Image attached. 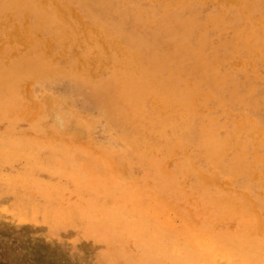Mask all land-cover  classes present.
Here are the masks:
<instances>
[{
  "label": "bare ground",
  "instance_id": "bare-ground-1",
  "mask_svg": "<svg viewBox=\"0 0 264 264\" xmlns=\"http://www.w3.org/2000/svg\"><path fill=\"white\" fill-rule=\"evenodd\" d=\"M48 1L43 0L44 3L41 0L37 1L41 2L43 7L46 6L45 9L39 7L42 9L37 10L33 9L34 4L29 8L32 0H0V8L10 5L12 9L9 22H16L18 18L24 16L17 31L8 37L10 43L16 41H20V45L23 43L24 55L20 56L13 50H5V45H0V53L5 52L2 56L4 60L2 63L0 62V121L31 117L28 120L32 122L33 128L36 126L40 130L39 135L35 138L29 135L30 132L24 131L26 135L21 139L18 136L20 129L16 125H11L8 132L1 134L0 172L1 165H14L16 162L18 165H27L25 173L22 175L23 182L26 185L34 186L36 191L43 196L40 197H45V200L51 204L46 209L35 202L32 199L34 197L24 199L27 201L21 205L22 219L30 221V219L37 220L47 217L50 218L49 221L47 220L48 222H53L51 218L59 221L62 218H67L69 213L66 209L61 210L59 203L56 204V199L60 198L53 196L71 194H76L79 198L87 196L89 202L80 201L77 203L78 207L86 209L87 213L84 214V217L88 220V226L90 225L83 230V238L90 247L87 257L96 261L95 263L115 264L114 260L117 259V256L114 252H110L109 241L116 238L119 229L133 228L136 232H141L145 227L142 220L136 222L137 227H132V218L140 217L141 219L140 211L129 213L130 207L135 206L132 201L145 197H183L188 195L197 196L201 200L212 198L216 200L215 210H208L204 214L215 222L237 217L241 221L240 228L234 231L235 233L217 232L206 221L201 226L191 227L186 231L187 236H193V238L191 243L188 240L189 245L187 244L185 247L180 245L176 239L167 240L165 235L152 234L146 249L150 255H154L155 263L159 264L156 258L166 257L177 262L187 261L190 264H264V209L260 208L264 207V199L259 198L251 205H245L246 209L243 208V214L239 215L240 210L236 209H240V203L234 199L231 202L225 199L229 192L222 184L224 180L230 184L240 183L247 187L252 194H257L253 191L254 188H264V168L261 164L263 155L253 162V165L259 169L255 186V182L252 184L246 178L247 171H250L248 166L243 164L236 170H231L232 167L226 165V161L229 159L231 161L249 156L253 147L257 149H261L259 146L264 147L263 125L259 133L260 138L243 130V127L234 129V132L229 128L237 125V122L232 120L235 114L238 115L239 111H235L237 105H248L254 114L251 102L245 104L248 93L240 92L238 87L239 85L245 87V84L248 83L257 90V87L261 85L257 79H261L258 71L264 73V43L262 44L264 41V0H206L211 13L209 19H205L208 16L203 18L194 12L190 4L181 5L177 0H142L144 6L141 5V2L136 3L134 0H110L115 3L110 19L98 17L100 20L95 19L91 29H79L80 32L74 35L75 43L82 53L79 59L78 55L68 56L70 46L68 44L59 45L61 39H58L57 35L54 36L57 39L53 38L46 43L45 54L40 52V42L39 45L34 44L38 34L46 29H56L58 25H61L58 23H61L59 18L63 15H59L58 18V15H55L48 7L52 0L49 3ZM55 1L60 4L65 2L64 0ZM84 3L86 5L83 6L86 9L87 7L93 8V1L84 0ZM104 7L106 5H103V9ZM83 8L81 9L83 10ZM152 9L155 11L152 14L158 21L157 23L154 20L153 24H163L165 27L168 24L170 26L162 33L164 38L159 45L154 40H151L150 44L147 42L148 37L151 39L152 36L149 31L152 29L147 26V22L150 23L147 19L150 13L148 11ZM233 11H240L241 14L239 17H233L230 15ZM134 17L137 22L134 25L138 28L142 27L145 31L140 39L131 38L129 32H124L122 29L125 21L129 22ZM93 18L95 17L93 16ZM75 20L77 24L84 23L81 19L75 18ZM231 25H238L241 28L230 33L227 27ZM79 27L84 26L79 25ZM63 33L65 34V32ZM52 34L54 33L52 32ZM247 39L250 41L248 46L244 41ZM223 51H226L225 53L229 56L219 65L220 70L222 69L221 74L214 76L216 70L208 71L206 66L212 56L220 55L218 52ZM239 51H247L250 55L239 59L236 57ZM62 60L65 63L75 61L79 72L86 77L100 73L103 83L110 85L115 95L124 102L122 115L124 114L126 122L130 125L125 126L127 129L131 126L135 127L138 133L134 131L135 136L137 139L143 140L140 141L143 144L142 151L140 150L141 153L138 154L141 157L137 158L138 164H143V170L139 174L134 171L127 173L123 167L121 156H115L110 152H108L110 154L98 152L86 146L83 148L78 143L79 137L76 136L75 128L63 125L61 118L64 116L61 110H58L59 107L55 110L48 105L36 102L32 109L27 108L29 101H34V94H31L30 87L26 92L21 91L19 77L24 73L40 72V69L48 66L61 67ZM238 73H241L242 77L235 82L234 78ZM221 76L225 82L221 81ZM252 90L254 88H251ZM84 92L86 93V91ZM56 93L59 94V92ZM89 96L91 95L89 94ZM25 98L26 100H24ZM18 99L24 102L19 103ZM261 100L264 101L263 95ZM22 107H24L23 112L21 111ZM35 108L43 109L44 113L38 117L30 116V112ZM206 111H209V114L212 112L214 115H204L205 117L195 119L196 115ZM69 116L71 115H67V117ZM238 117L243 124L248 123L247 120H251V117L247 115ZM190 119V127H186L187 130L177 136L179 135L177 133L179 123ZM174 137L181 140L184 149L187 150V154L181 155L180 158L179 170L182 175L179 178H174L175 172L167 161L171 156L160 154L175 139ZM248 138H251V142L244 143ZM192 146L193 148L190 149ZM139 147L134 149L131 146L130 149L135 153ZM257 153H260V150ZM157 157H160L159 163L154 161ZM172 158L173 156L169 160ZM157 165L161 167L158 168ZM43 169L49 173L50 180L43 181L38 176L40 174L38 172ZM200 170L205 174L206 180L196 182L194 177ZM11 180L15 181V178L7 179L10 183ZM215 181H217V185H214ZM116 199L124 200L125 203L118 204ZM99 209L104 213H100ZM106 210H108L107 213ZM17 213L19 212L17 211ZM155 237L156 240L153 239Z\"/></svg>",
  "mask_w": 264,
  "mask_h": 264
},
{
  "label": "rangeland",
  "instance_id": "rangeland-1",
  "mask_svg": "<svg viewBox=\"0 0 264 264\" xmlns=\"http://www.w3.org/2000/svg\"><path fill=\"white\" fill-rule=\"evenodd\" d=\"M37 1L39 2L40 0H36V1L32 0V2L30 3L31 6H29V8L32 7L33 4L35 5L36 3L35 6L33 5V9L41 10L42 8H39V7H43L41 2L42 3L44 2L43 0H41L40 3H38ZM64 1L65 2H63L62 4L58 3L55 0H52L51 1L52 3L50 2V0L48 1V3L50 2L49 3L50 5L48 4V7L52 9V12L55 15H58V18H59V15L60 16L63 15L61 16V18H59L61 19L59 20L61 21V23H58V24H61V25L57 24L58 26L56 27V29L59 28L57 30L55 28L53 30L46 29V31L38 34L34 41V44L39 45L41 43V45H39V49L41 50L40 52L42 54H45L46 45H47L46 43L53 38L54 39L58 38V39H61L59 40L60 41L59 45L68 44L70 46L69 47L70 51H68V56L70 55L72 57V56L78 55L77 58L79 59L82 53L80 52V49L75 43L76 37L74 35H77V33L80 32L79 29H83V28L91 29L95 19H97L98 17L107 19V20L110 19L112 12H114L115 3H113V1H110V0H95V1L91 0L93 1V4H94L93 8L89 9L87 7L86 9L84 7L86 5L84 3V0L82 1V3H81V0H64ZM130 1H133V0H130ZM177 1H178V4H181V5L185 4L187 6L188 4H190V7L192 8V10H194V12L201 15V17L205 18L208 16L205 19L211 18L210 9L208 8L206 0L204 1L203 0H185V1L177 0ZM134 2L136 3L141 2V5L144 6L142 0H134ZM200 3L201 5L202 4L203 5L201 6ZM103 5H106L104 9H103ZM6 6H4L3 8H0V18H2L0 19V45L4 44L5 50H13L14 52L20 54V56H23L24 55V51L22 48L23 43L20 45L19 43L20 41H16V42H12L13 43L12 44L8 41V37L12 33L14 34L17 31L18 25L21 24V22H23L24 20V16H22L23 18L22 17L18 18L16 22H13V23L9 22L12 9L10 5H6ZM43 8L45 9L46 6H44ZM81 8H83V10ZM25 9L27 10V6L25 7ZM153 10L154 9H152L151 11H148V13L150 12L149 14L147 13L149 15L147 19L151 23L150 24L149 22H147V26L150 29H152V30H149L152 33L151 39L150 37L147 36L149 38L147 42L150 44L151 40H154L159 45L164 38L162 33L165 30H168L170 26L168 24L166 25V27L163 24H153L155 20L154 15L152 14L155 12ZM23 11L24 9L22 10V12ZM240 14H241L240 11H233L232 13H230V15H232L233 17H239ZM93 16L95 18H93ZM232 16L230 17L233 18ZM75 18L83 20L82 22L84 23L77 24ZM100 18L98 19L100 20ZM135 20L136 18L134 17L133 19L129 20V22L128 20L125 21L124 27L122 29L124 30V32H129L131 38L135 37L137 39H140V37H142L145 31L142 29V27L138 28L136 27V25H134L137 23ZM64 22L66 25L64 24ZM155 22L158 23L157 20H155ZM2 24H5V25H2ZM152 24H153V27H152ZM79 25H82L84 27L80 28ZM70 27L72 28L70 29ZM119 28H120V25H119ZM227 28H228L227 30H229L230 33H233L234 30L235 31L238 30L239 28H241V26L231 25V26H228ZM72 29H74L75 31ZM52 32L54 34H52ZM58 32H59V36H58ZM63 32H65V34L67 33L66 36ZM67 35L69 36L67 37ZM54 36H56L57 38ZM244 41L247 46L250 45L249 43L250 41L248 39ZM263 43L264 41L262 42V44ZM14 45L17 47H15ZM10 46L11 48H9ZM225 52L226 51L218 52L220 55L215 54L214 55L215 57L212 56V58L214 57V59L210 58L209 59L210 61H208L209 64L208 66H206V68L208 67V71L210 69L216 70L215 71L216 74L214 76L221 74L222 69L220 70L219 65L222 63V61L227 56H229V54H226ZM248 53L247 51H243V52L239 51L236 57L239 59H242L241 57L250 55V53L249 54ZM4 54L5 52L0 53L1 63L4 60L2 59V56ZM223 54H225L226 56ZM78 68L79 67L75 61H70L68 63H65L64 60H62L61 67L48 66L44 69H40V72H37V73L22 74L18 79V82L20 83V86H21V91L26 92V90L30 87V89H32L31 94H34L33 99L35 102L29 101L30 103L31 102L33 103L31 105L29 103L27 108L32 109V107L34 106V103L36 102L42 103V105H48L55 110L56 108L58 109L59 107L58 110H61L64 116L63 118H61L63 125L72 126L73 128H75L77 132L76 136L79 137V139H77L78 143L82 145L83 148L84 146H86L89 149L91 148L98 152H103L107 154L111 153L115 156H121L123 158L122 159L123 165H124L123 167L126 170V172L130 173V171H134V173L139 174L143 170V166H142L143 164H138L137 158L141 157L138 154L141 153L140 150L142 151L143 144H141L140 141H143V140L140 138L137 139V137L135 136L137 133V130L135 127L131 126L134 130L131 127L127 129V126H130V125L126 122L125 117L123 116L124 114L122 115V107L125 105L124 102L115 95V93L111 90L113 88H111L110 85H107L105 82L103 83L100 73L95 74L93 76L90 75L86 77L79 72ZM258 72H259V76L261 79H257V80L259 81L261 85L257 87L258 88L257 90L255 89L254 86H251L252 84H248V83L245 84V87L243 85H242L243 87L241 85H239L238 87L240 88L239 89L240 92L248 93V96L250 98L247 96V98L245 99L246 100L245 104H248L249 101L251 102L252 108L254 110V114H252V111H250V108L248 105H240V106L237 105L235 111L236 110L239 111V112L236 111L238 115L235 114L232 117V120H235L237 122V125L233 127L232 126L229 127L230 131H233V132L235 131L234 129H238V128L240 129L243 127V130L252 133L256 138H260V135H259L260 129L262 125L264 126V101L261 100V96L262 95L264 96V92H263L264 91V86H263L264 79H262V77H264V73L261 71H258ZM56 73L57 74L59 73V74L57 75ZM241 77H242L241 73L236 74L234 78L235 82L241 79ZM78 80H79V83H78ZM82 80H84L85 82ZM222 80L223 82H225V79H223L221 76V81ZM97 85H100V86H97ZM251 88L252 89L254 88V90L251 91ZM72 89L74 91L76 89V91L74 92ZM80 90H83V91H80ZM255 90L258 94L254 92ZM84 91H86V93ZM92 91H93V94H92ZM56 92H59V94H57ZM105 92L107 95L104 94ZM107 92H109L110 94ZM253 92L255 93V95ZM88 93L91 96H89ZM95 96L96 97L99 96L100 99L102 98L103 101L102 100L100 101L99 97L95 99L94 98ZM77 97L78 98L80 97V98L78 99ZM107 99H108L109 105L107 104ZM24 100H26V98ZM18 102L22 103L24 101H22L21 99H18ZM63 102L65 106L63 105ZM98 104L99 106H97ZM211 107H214V105H211ZM23 109L24 107H22L21 111ZM110 111L112 112V114H110L111 113ZM30 113H31L30 116L38 117L44 113V110L35 108ZM67 115H71V116L67 117ZM204 115L211 116V115H214V113L210 112L209 114V111L202 112L200 113V115H196L195 119H199V117L200 118L205 117ZM240 115H242V117L246 115L250 116L251 120H247L248 123L243 124L242 122L239 121L238 116ZM28 119H31V117ZM28 119L27 118L17 119V120L16 119L15 120L2 119V121H0V136L1 134L3 135L6 132H8L9 128H11L10 127L11 125H16L20 129V133L18 135L19 138L22 139L26 135L24 131H27L28 133L30 132L29 135L32 136V138H35V136L39 135L40 130H38L36 126L33 128L32 122ZM190 121L191 119L188 121L179 123V127H178L179 130L177 131L179 135L177 136L182 135V132L183 131L185 132L187 128L190 127L191 125L189 123ZM79 127L82 129H80ZM228 135L230 134L228 133ZM174 138L175 139H173L172 142L168 144L166 148L160 154H163L166 156L169 155L171 157L173 156L172 160H169L171 157H168L167 161H169L168 163L170 167L172 168L173 172H175L174 178H179L182 175V172L179 170L180 163H181L180 158L182 157L181 155L184 156L187 154V150L184 149L181 140L179 141V139H177L176 137ZM249 142H251V138H248L244 143L249 144ZM131 146L134 149L140 146L139 149L137 150L138 153H136L137 151L133 153V150L130 149ZM193 146L190 149H192ZM259 147L261 149H257L253 147V149L250 150V155L245 158L232 159L231 161H229L230 160L229 159L226 161V165L229 167H232L231 170H236L237 167L243 164L244 166H248L250 171H247L246 178L249 181H251L252 184L257 180V174H258L257 170H259L257 169L256 165H253V162L256 161V159L260 158L261 155H263L261 159V164L263 165V168H264V147L263 146H259ZM258 150H260V153H257ZM129 158L130 159L132 158V159L130 160ZM159 160H160V157H157L154 159L156 163H159L160 162ZM178 162H179V165H178ZM1 167L2 168L0 172V176H1L0 178V264H94L96 261L91 260L87 257V254L90 251V247L85 241V239L83 238V230L90 226V225L88 226L89 223H88L87 218L84 217V214L87 212L85 208H81L77 206V203H79L80 201L89 202L88 197L83 196V198H79V196L76 194H71L67 196L66 195L65 196L63 195L53 196L56 198H60V199H56L57 201L56 204L59 203L58 205L60 206L61 210L66 209V211L69 213L67 215V218H64V219L62 218L59 221L57 219L51 218L53 222H48L50 218H47V217H44V218L41 217L37 220L30 219V221L29 219L23 220L21 216V212H22L21 205L24 201H27L24 199H28L29 197L30 198L34 197L32 199L46 209H48V207H50L51 204H49V201L45 200V197L42 198L43 196L39 194L38 191H36V188L34 186L26 185V183L23 182L22 175L25 173V169L27 168V165H18V162H16L14 163V165H11V164L1 165ZM7 167L8 169H6ZM157 167L159 168L161 166L157 165ZM38 173H40L38 176L43 181L50 180L49 173L45 171L44 169L39 171ZM10 177L15 178V181L11 180L12 181L11 183L10 181H7V179H10ZM134 177L136 178V176ZM194 178L196 182L197 181L202 182L206 180V176L202 172V170L198 171L196 174V177ZM217 184H218L217 181H215L214 185H217ZM222 184L225 186V188L229 192V193L227 192L228 194H226L227 196L225 197V199L229 200V202H231L234 199L235 201H238L240 203L239 205L240 209H236V210H240L238 212L239 215L243 214L242 211L244 210L242 209L245 208L244 207L245 205L246 206L251 205L252 203H254L256 199L258 200L259 198L264 199V192H263L264 188L263 187H260L261 190L260 188H254L253 191H255V193L257 192V194H252L248 191L247 187L241 185L240 183L230 184L227 180H224ZM256 184L257 182L254 183V186ZM115 201L118 204L125 203V201L121 199H116ZM132 203H134L135 206L130 207L129 213L132 214V213H136L137 211H140V216H141V219L140 217L132 218V221H133L132 227H137L136 222L137 221L141 222V220H142V223L145 224V227L141 232H136L135 230H133V228H128L124 230L119 229V231L117 232L116 238L114 240L109 241L110 243L108 245V248L109 250L111 249L110 252H114L117 256V259L114 260L115 264H156L154 255H150L146 249L147 243L150 242L149 237L152 234L159 235V236L165 235L167 236V240H170L172 238L176 239L178 240V243L180 245H184L185 247L187 246L189 242L191 243V239L193 238V236L188 237L186 231L190 230L191 227L201 226L206 221L209 222L214 228V230L217 232L235 233L234 231L238 230L241 225V221L237 217L226 218L223 221L217 220V222H215L212 218L207 217V215L204 214L206 211L215 210L216 200L212 198H207V199L204 198L203 200H201L197 196H193V195H188V196H183V197H153V198L145 197L143 199L132 201ZM204 206H207V207H204ZM260 208L264 209V207H260ZM168 210H170L169 211L171 212L170 214ZM11 211L13 212V215ZM17 211L19 213H17ZM99 211L100 213L103 212L101 209H99ZM107 212L108 210H106V213ZM3 216L6 218H4ZM18 216L19 218H17ZM7 217L9 218L7 219ZM169 219L171 220L174 219V220L171 221ZM15 221H18V222H15ZM52 230H54L55 232ZM153 239L156 240V237ZM122 249L124 250L122 251ZM125 255H131L133 257L129 258V257H126ZM156 260L159 262V264H190L187 261L177 262L171 258H166V257L156 258ZM95 264H101V263H95ZM106 264H110V263H106Z\"/></svg>",
  "mask_w": 264,
  "mask_h": 264
}]
</instances>
